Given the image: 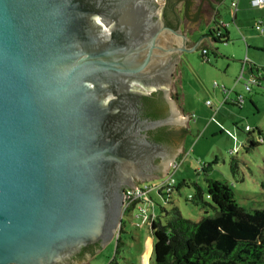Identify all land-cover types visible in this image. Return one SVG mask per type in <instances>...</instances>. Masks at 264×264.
<instances>
[{
  "label": "water",
  "instance_id": "obj_1",
  "mask_svg": "<svg viewBox=\"0 0 264 264\" xmlns=\"http://www.w3.org/2000/svg\"><path fill=\"white\" fill-rule=\"evenodd\" d=\"M164 6L0 0V264H61L97 244L82 264L117 230L122 189L166 174L186 132L167 147L145 131H187L172 57L215 41L187 46ZM144 90L164 92L168 116L139 117Z\"/></svg>",
  "mask_w": 264,
  "mask_h": 264
},
{
  "label": "rangeland",
  "instance_id": "obj_2",
  "mask_svg": "<svg viewBox=\"0 0 264 264\" xmlns=\"http://www.w3.org/2000/svg\"><path fill=\"white\" fill-rule=\"evenodd\" d=\"M230 1L192 0L190 11L183 16L184 27L196 28L200 22L215 16L212 5L215 2L217 26L213 22L200 23L193 36L205 34L213 26L221 32L225 29L228 40L215 38L204 56L201 49L186 53L177 66V92L183 95L184 112L192 117L183 150L176 158L180 164L172 175L175 188L167 197L164 191L159 194L154 188L162 178L141 182L140 185L152 187L147 194L152 205L140 203L146 216L137 207L124 213L112 238L82 264H107L114 257L133 264H153L151 223L147 215L152 214L164 223L170 209L176 208L182 217L198 220L203 209L188 199V195L194 193L196 185L202 190L203 199L208 200L205 178L227 182L244 208L264 209V188L260 186L264 180V143L247 147L249 138L256 140L257 129L264 136V78L255 71L258 83L251 84L249 91L244 89L250 74L247 64L264 67V7L240 3L237 16L233 17ZM257 20H262L263 32L254 28ZM244 63L246 69L239 78ZM214 82L217 86H213ZM236 95L243 97L240 106L232 102ZM224 98L226 102L222 103ZM206 100L211 103L209 106ZM216 107L218 110L213 114ZM205 123H209V128L206 129ZM212 125L217 129L214 133ZM245 126L253 129V134H248ZM231 159L237 161L235 175L229 170ZM207 213L212 214V210L207 208Z\"/></svg>",
  "mask_w": 264,
  "mask_h": 264
},
{
  "label": "trees",
  "instance_id": "obj_3",
  "mask_svg": "<svg viewBox=\"0 0 264 264\" xmlns=\"http://www.w3.org/2000/svg\"><path fill=\"white\" fill-rule=\"evenodd\" d=\"M207 34L213 41L228 40L225 29L221 32L219 28H212ZM201 48L207 51L208 46ZM263 69L249 64L251 74ZM261 77L264 78V73ZM162 116L161 105L153 96L147 97L142 117L153 120ZM163 132V128L159 129L155 139L166 141ZM252 133L253 129L248 132ZM256 134L264 139L259 129ZM256 144L249 139L247 147ZM229 170L235 175V159H231ZM260 186L264 188V180ZM205 194L208 200L203 199L202 190L195 185L194 193L188 198L203 209L198 220L184 218L176 208H172L164 223L158 217L151 221L153 264H264V209L249 210L241 206L231 186L224 180L205 178ZM207 208L212 210V214L207 213ZM107 264L133 263L118 261L114 257Z\"/></svg>",
  "mask_w": 264,
  "mask_h": 264
},
{
  "label": "flooded vegetation",
  "instance_id": "obj_4",
  "mask_svg": "<svg viewBox=\"0 0 264 264\" xmlns=\"http://www.w3.org/2000/svg\"><path fill=\"white\" fill-rule=\"evenodd\" d=\"M161 2L165 3L164 10H163V16H164L166 24L169 26H172V27H180L182 32L185 33L186 36L189 37V41L187 42V46L192 45L193 42L199 36L194 37L193 34H194L195 29L193 27H191V28L184 27V21H183V16L187 15V13L190 11V8L193 5L192 0H161ZM201 35H204V34H201ZM203 45H207V42L205 40L202 41L200 49H202L201 47ZM185 54L186 53H181L179 56L177 54H174L172 57V60H173V70L171 73L172 81L170 83V87L168 88V93L170 94L169 96L173 99H174V97L171 94L175 93L174 88H175V85H176V82L178 79V76L176 73L177 72V66L182 62ZM140 93H146V94L141 95L140 99H139V104H138L139 117H141L142 119H147V118L142 117V112H143V109L145 106V99L147 97H151V96H153L155 101L159 105H161V108L163 110V116L161 118L168 116V114H169L168 104L166 103V101L163 98L162 93H164V92L162 90H154V91L144 90ZM161 128L164 129L163 133L167 137L166 141H158L155 139L156 133L159 132V129H161ZM145 132H146L149 140H151V141H153L159 145H163V146H167V147L171 146L170 144L172 143L173 138H179L180 140H182V138L185 134V133H183L184 129H176L172 125H165V126L157 127L155 129L147 130ZM155 162H159V159H156ZM137 184H139V182ZM124 190L125 189H122L123 192H124ZM123 215H124V213L122 211V206H121L120 222H121ZM119 225H120V223H119ZM96 247H97V244H92V245L82 247L76 253H74V256H71L68 259L64 260V262H62L61 264H72L73 260L76 256L80 257L85 252L91 253Z\"/></svg>",
  "mask_w": 264,
  "mask_h": 264
},
{
  "label": "built area",
  "instance_id": "obj_5",
  "mask_svg": "<svg viewBox=\"0 0 264 264\" xmlns=\"http://www.w3.org/2000/svg\"><path fill=\"white\" fill-rule=\"evenodd\" d=\"M249 2H250V5L252 7H263L264 6V0H250ZM229 6L233 10V12H235L237 10V0H231ZM262 23H263L262 20H257L255 23L254 28L256 30H258L259 32H263ZM206 53H207L206 49L202 48L201 54L204 56ZM244 64L242 65V68L240 70L239 78L243 77ZM263 73H264V69L259 70L258 74H259V76H261V74H263ZM259 76H255L254 74H251V73L249 75H247L246 80H245L246 82L244 83V89L246 91H249L251 84H257L258 83ZM213 86H217V83L214 82ZM225 102H226V100L224 98L222 100V103H225ZM242 102H243L242 95H236L235 100H233V103L240 106ZM210 104L211 103L207 100L206 105L209 106ZM217 110H218V107L213 109L212 110L213 114L216 113ZM211 120H214L213 116L211 117ZM244 130L246 132H250L252 129H250L248 126H245ZM256 139L259 142L264 141V139L262 137L257 136ZM179 164H180V162L177 161L175 158L172 161L171 165L167 168L166 174L163 176L162 181L157 186L154 187L158 191L159 194L161 193V191H164L167 194L166 196L169 197V194L175 188L174 179H173L172 175L176 171V169L178 168ZM151 189H152L151 186L140 185V183L138 185H136L132 190H129L126 188L123 192V197H122V211H123V213H126L129 210L137 207L140 210V212L144 216H146V211L144 210V208H142L140 206V203L144 201V202H148L149 205H152V204H150V199L147 197V194ZM190 197H191V195H188V198H190ZM147 218L149 219V222L151 223V221L154 219V216L152 214H149V215H147Z\"/></svg>",
  "mask_w": 264,
  "mask_h": 264
},
{
  "label": "crops",
  "instance_id": "obj_6",
  "mask_svg": "<svg viewBox=\"0 0 264 264\" xmlns=\"http://www.w3.org/2000/svg\"><path fill=\"white\" fill-rule=\"evenodd\" d=\"M215 2H218V1H221V0H214ZM250 0H237V9H238V6H239V4L241 3L242 4V6H244L245 4L246 5H250V2H249ZM215 2H213L212 3V5H213V9L215 10V16H212V18H210L209 20H207L206 22H204V21H202V22H200V23H205V24H209V23H211V22H213L214 23V26H217V11H216V9H215ZM251 6V5H250ZM264 7V6H263ZM260 8V7H259ZM237 11V10H236ZM236 11L235 12H233V17H236L237 16V13H236ZM188 14V13H187ZM199 23V24H200ZM199 24L196 26V28L199 26ZM196 28H194V29H196ZM213 28V26H211V28H209L208 27V30L209 29H212ZM216 28H218V27H216ZM205 34H207V32L205 33ZM249 64L251 65V63H248L247 64V71H249ZM246 63L244 64V68L246 69ZM174 91H175V93H172L173 94V96H174V98H175V100H176V102H177V105H178V107H179V109H180V111H181V113L183 114V115H185L187 118H188V122H190V120H191V114H189V113H186V112H184V106H183V102H182V99H183V95H182V93H178L177 92V87H176V85H175V88H174ZM207 101V100H206ZM233 102V101H232ZM205 125L207 126L206 127V129L207 128H209L208 126H209V123H205ZM188 127H189V123H188ZM217 129H216V127H214L213 125H212V127H211V132L212 133H214L215 131H216ZM187 131H188V128H187ZM186 131V132H187ZM248 133V132H247ZM253 134V133H252ZM250 139V138H249ZM253 140V139H252ZM254 142H256V143H261V142H259L257 139L256 140H253ZM183 150V142H182V145H181V148H180V150H179V152L177 153V154H174V156L177 158V156L181 153V151Z\"/></svg>",
  "mask_w": 264,
  "mask_h": 264
}]
</instances>
